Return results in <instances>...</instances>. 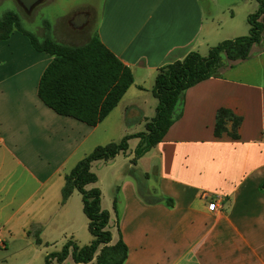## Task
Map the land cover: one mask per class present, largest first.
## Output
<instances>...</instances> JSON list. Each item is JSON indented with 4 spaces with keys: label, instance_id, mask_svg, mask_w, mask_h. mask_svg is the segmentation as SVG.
I'll list each match as a JSON object with an SVG mask.
<instances>
[{
    "label": "crops",
    "instance_id": "1",
    "mask_svg": "<svg viewBox=\"0 0 264 264\" xmlns=\"http://www.w3.org/2000/svg\"><path fill=\"white\" fill-rule=\"evenodd\" d=\"M209 1L104 0L95 34L131 69L133 83L96 126L59 115L38 98V82L51 55L36 51L18 30L0 39V159L9 158L13 168L21 166L34 186L28 189L25 182H18L16 188L12 182V191L25 187L31 198L53 196L58 210L51 211L44 223L49 224L61 210L68 220L74 215L81 223L85 218L87 224L78 191L61 204L65 174L96 145L106 143L101 137H108L107 127L101 133L99 128L114 112L122 118H113L115 123L109 125L121 133L126 131L128 116L146 121L154 115L157 99L152 88L159 67L190 51L205 55L223 40L216 35L222 25ZM228 7L217 11L224 25L233 24L235 18ZM79 11L89 13V23L90 10L73 7L65 16L67 25ZM44 36L37 32L39 39ZM51 36L62 42L61 35ZM70 36L75 37L65 33L63 41ZM217 74L185 90L180 117L134 164L127 154L129 146L113 159L91 163V168L93 164L109 166L112 177L107 185L113 189V198L106 208L108 225L117 228L118 224L127 246L125 264H264V34L247 58L231 61L223 56ZM219 108L242 117L238 138L229 136V121L220 136L214 135ZM123 162H128L129 171L122 170ZM98 186L103 208L104 194ZM141 189L163 200L148 203ZM165 198L172 204L167 205ZM212 201L215 210L208 209ZM32 222L42 227L41 219L30 218L24 229L27 235ZM77 227L73 224L67 230L69 238L79 245L91 241L81 237Z\"/></svg>",
    "mask_w": 264,
    "mask_h": 264
},
{
    "label": "trees",
    "instance_id": "2",
    "mask_svg": "<svg viewBox=\"0 0 264 264\" xmlns=\"http://www.w3.org/2000/svg\"><path fill=\"white\" fill-rule=\"evenodd\" d=\"M256 2V10L247 15L248 34L224 39L210 46L205 55L190 51L184 58L157 69L152 88L157 105L154 115L146 119L144 131L126 134L118 142L96 145L65 174L61 204L74 190L81 194L82 211L88 220L87 229L92 239L84 245H79L71 238L67 239L60 250L45 255L44 264L62 263L69 255L75 263L125 264L127 246L120 235L118 224L119 237L114 244H110L109 211L101 207L100 188H85L97 181L96 174L91 171V163L113 159L126 152L130 138H138L131 160L134 164L163 139L170 126L180 117L179 107L187 88L218 75L223 56L231 61L247 58L251 46L261 41L264 32V0ZM13 30L26 35L36 51L52 56L40 76L37 96L59 115L72 117L88 126H96L116 107L133 83L131 69L95 33L86 42L77 45L58 42L49 35L39 39L22 27L16 12L7 10L0 17V39H7ZM226 121L230 122L229 136L238 138L242 117L227 108H219L216 112L214 135L218 137L225 131ZM261 187H264V182ZM140 195L148 203L163 200L146 190H140ZM164 201L167 205L172 204L170 198ZM115 207L116 198L113 199ZM36 243H40L39 238H36Z\"/></svg>",
    "mask_w": 264,
    "mask_h": 264
},
{
    "label": "rangeland",
    "instance_id": "3",
    "mask_svg": "<svg viewBox=\"0 0 264 264\" xmlns=\"http://www.w3.org/2000/svg\"><path fill=\"white\" fill-rule=\"evenodd\" d=\"M103 2L104 0H45L34 7L30 13H26L15 0H0V17L7 10H12L19 15L22 27L34 35L37 36L38 31H42L44 35L49 36L59 34L61 35L59 39L62 41L61 43L77 45L83 44L86 42L87 38L95 33L96 23ZM209 2L212 9L214 8L216 10L215 16H217L218 24L222 25V28L220 30L218 29L219 33H216L218 38L224 40L248 34L249 25L246 15L248 11L253 12L256 10V0H210ZM225 6H229L228 8L233 10L235 14L233 24L225 23L224 25V18L221 16L220 12L217 13L219 9ZM73 7L90 10L91 18L88 25L84 28L73 29L66 24L65 16ZM72 14L73 12L69 13L67 18ZM65 33L74 35L75 37L70 36L71 39H69V41H63ZM261 40H263V37ZM11 55V53L8 54L10 57ZM113 115L115 120H118L119 117L122 118V114L119 112H114ZM113 118L106 124L103 123L99 128L100 133L105 127H107L108 130V137L105 139L103 136L101 137L102 141L105 140L103 142H118L123 137L122 134H134L145 130V121L140 119V116L136 115L126 118L127 128L124 127L126 131L124 133L119 131V133L115 130L113 125H109V123H115ZM137 141V138H130L128 140L129 149L127 154L129 156L133 157L134 149L137 145L136 143H138ZM120 159H122L121 156L118 158V161ZM126 163L127 165H124L123 162L122 170L129 171V164L128 162ZM91 171L94 173L96 172L100 179V183H97L100 184L104 194L103 209H109L113 198V189L107 185L112 177L109 172V166L105 167L100 166V164H93ZM133 174L135 175V173ZM141 179H143V177H141ZM12 182L13 187L16 188L18 182L20 184L25 182L28 189L34 188L28 172L21 166L13 168L9 158L4 157L0 159V184L4 186V198L0 200V241H2L0 245V264H44L45 255L60 250L64 242L69 238L70 235L67 234V230H69L70 226L73 224H78L77 228H79L78 232L81 237L83 236V238L85 237L87 240H91L85 218H83V223L78 221L74 215L72 220H68L65 214H62L60 210L55 216L53 215V220L51 219L52 222L50 221L49 224H46L44 222L51 216V211L58 210V208L53 206V196H49L46 200L31 198L29 197L31 191L27 190L25 187H21L19 192L15 191L16 188L12 191ZM97 183L95 182L90 186L99 187ZM90 186L87 185L85 188L88 189ZM14 212H16L15 216L10 219L9 217ZM30 218H32V220L41 219L42 227H39L41 224L38 225L32 222L33 225L27 227V229L31 230V233L27 235L24 233V229ZM37 227H39V229ZM108 229L114 234V238L110 242V244H114L119 237L117 228L110 223ZM36 238L40 239V243H36ZM89 242L90 241H88V243ZM88 243H83V245ZM55 264L76 263L69 255L62 263Z\"/></svg>",
    "mask_w": 264,
    "mask_h": 264
},
{
    "label": "water",
    "instance_id": "4",
    "mask_svg": "<svg viewBox=\"0 0 264 264\" xmlns=\"http://www.w3.org/2000/svg\"><path fill=\"white\" fill-rule=\"evenodd\" d=\"M26 13H30L34 7L42 3L44 0H16ZM89 13L87 11H79L74 13L68 20L69 25L73 29H81L87 25Z\"/></svg>",
    "mask_w": 264,
    "mask_h": 264
},
{
    "label": "built area",
    "instance_id": "5",
    "mask_svg": "<svg viewBox=\"0 0 264 264\" xmlns=\"http://www.w3.org/2000/svg\"><path fill=\"white\" fill-rule=\"evenodd\" d=\"M208 209L215 210L216 209V203L214 201L210 202L208 204Z\"/></svg>",
    "mask_w": 264,
    "mask_h": 264
}]
</instances>
